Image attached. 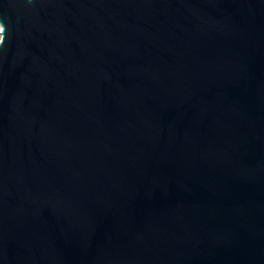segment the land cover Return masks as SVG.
I'll use <instances>...</instances> for the list:
<instances>
[{
	"label": "water",
	"instance_id": "obj_1",
	"mask_svg": "<svg viewBox=\"0 0 264 264\" xmlns=\"http://www.w3.org/2000/svg\"><path fill=\"white\" fill-rule=\"evenodd\" d=\"M0 23V264H264V0Z\"/></svg>",
	"mask_w": 264,
	"mask_h": 264
},
{
	"label": "bare ground",
	"instance_id": "obj_2",
	"mask_svg": "<svg viewBox=\"0 0 264 264\" xmlns=\"http://www.w3.org/2000/svg\"><path fill=\"white\" fill-rule=\"evenodd\" d=\"M1 31H2V25L0 23V34H1ZM1 39H2V37H0V42H1Z\"/></svg>",
	"mask_w": 264,
	"mask_h": 264
},
{
	"label": "rangeland",
	"instance_id": "obj_3",
	"mask_svg": "<svg viewBox=\"0 0 264 264\" xmlns=\"http://www.w3.org/2000/svg\"><path fill=\"white\" fill-rule=\"evenodd\" d=\"M0 37H2V35H0Z\"/></svg>",
	"mask_w": 264,
	"mask_h": 264
}]
</instances>
